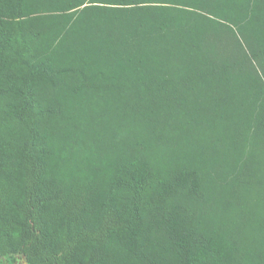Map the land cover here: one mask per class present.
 Masks as SVG:
<instances>
[{
	"label": "trees",
	"instance_id": "trees-1",
	"mask_svg": "<svg viewBox=\"0 0 264 264\" xmlns=\"http://www.w3.org/2000/svg\"><path fill=\"white\" fill-rule=\"evenodd\" d=\"M244 4L0 0V264H264Z\"/></svg>",
	"mask_w": 264,
	"mask_h": 264
},
{
	"label": "crops",
	"instance_id": "crops-1",
	"mask_svg": "<svg viewBox=\"0 0 264 264\" xmlns=\"http://www.w3.org/2000/svg\"><path fill=\"white\" fill-rule=\"evenodd\" d=\"M230 2H231V5H232V8H233V11H234V13L237 15V17L238 18H242L243 16H245V14H246V10H244V13H243V11L242 12H240L241 11V8H239L238 9V7H235V5L238 3V5H240V4H244L245 3V0H229ZM245 5L246 4H244V8H245Z\"/></svg>",
	"mask_w": 264,
	"mask_h": 264
}]
</instances>
